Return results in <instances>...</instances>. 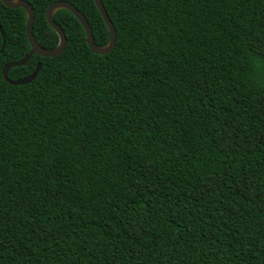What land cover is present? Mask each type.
<instances>
[{"label": "trees", "instance_id": "trees-1", "mask_svg": "<svg viewBox=\"0 0 264 264\" xmlns=\"http://www.w3.org/2000/svg\"><path fill=\"white\" fill-rule=\"evenodd\" d=\"M32 33L58 43L26 0ZM94 42V0H66ZM92 52L32 54L0 0V264H264V0H101Z\"/></svg>", "mask_w": 264, "mask_h": 264}, {"label": "water", "instance_id": "water-1", "mask_svg": "<svg viewBox=\"0 0 264 264\" xmlns=\"http://www.w3.org/2000/svg\"><path fill=\"white\" fill-rule=\"evenodd\" d=\"M1 1L7 7H11V8L21 7L25 10L26 35H27L28 42L30 44L29 52L25 54L20 60L8 62L2 67L1 69L2 77L9 84H12V85L25 84V83L30 82L36 76V74L38 73L41 67V62L39 61L37 62L34 70L30 74L24 77L17 78V79H10L7 76V72L11 67L24 64L32 54H38L42 57H53V56L58 55L64 50L65 43H66L65 34L62 28L53 19L54 12L60 8L69 10L77 18V20L81 23L85 31V42L87 43L89 48L92 50V52L98 53V54H105L109 52L111 49H113L115 45V36H116L115 27L113 23L111 22L110 18L108 17L105 7L101 0H94V3L97 9L99 10L108 28V33H109L108 42L104 45L96 44L93 39L91 27L89 26L85 16L72 3L66 0H57V1L50 3L47 6L46 11H45V17H46L48 24L58 35V43L53 48H45L41 46L36 41L35 37L33 36L32 24L34 20V9L29 2H27L26 0H1Z\"/></svg>", "mask_w": 264, "mask_h": 264}]
</instances>
